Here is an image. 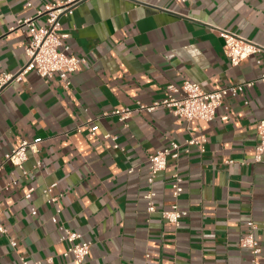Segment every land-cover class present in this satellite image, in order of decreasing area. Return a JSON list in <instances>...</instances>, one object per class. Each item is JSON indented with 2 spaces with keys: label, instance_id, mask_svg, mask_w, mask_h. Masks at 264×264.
Returning a JSON list of instances; mask_svg holds the SVG:
<instances>
[{
  "label": "crops",
  "instance_id": "obj_1",
  "mask_svg": "<svg viewBox=\"0 0 264 264\" xmlns=\"http://www.w3.org/2000/svg\"><path fill=\"white\" fill-rule=\"evenodd\" d=\"M61 1L0 0V75L15 74L27 61L30 34L17 21L31 17L44 25L38 12ZM61 23L70 33L69 53L88 60L70 75L71 85L31 72L0 91V165L23 141L39 140L24 165L28 178L11 164L0 170L6 230L0 264H20L21 257L42 264L48 258L52 264H254L238 245L248 222L257 225L264 264V165L254 162L264 119L260 83L248 90V104L226 98L211 122L159 109L135 114L127 128L108 118L99 121L97 136L77 131L88 117L163 98L170 83L188 80L215 91L256 81L264 55L232 66L222 30L264 46V0H83ZM107 132L118 135L120 148L103 137ZM193 138L205 142L170 158L154 186L159 208L176 201L187 211L177 227L147 212L149 156ZM175 173L184 189L178 200ZM52 184L59 199L49 205L44 191ZM58 209L60 223H53ZM61 223L92 242L83 263L63 256Z\"/></svg>",
  "mask_w": 264,
  "mask_h": 264
},
{
  "label": "built area",
  "instance_id": "obj_2",
  "mask_svg": "<svg viewBox=\"0 0 264 264\" xmlns=\"http://www.w3.org/2000/svg\"><path fill=\"white\" fill-rule=\"evenodd\" d=\"M83 0H63L57 4L47 5L42 11L38 12V17L46 16L44 25H37L35 18L19 19L17 27H24L29 31L30 37L25 48L27 57L26 63L15 74L2 73L0 75V91L4 86L11 82H20L26 75L31 72H36L42 78H52L58 75L66 86L71 85L70 75L78 70V68L88 62L85 57H80L75 54H70V45L67 41L70 38V33L63 29L61 18L65 15L73 14L74 8ZM27 7L31 4L27 3ZM224 38V52L232 66H238L242 61L258 53L264 55V46L247 40L227 30H222ZM256 83H260L264 89V71L256 81H250L235 85H229L215 91H207L201 84L193 83L188 80L182 81L180 84L170 83L166 86L165 95L159 100H155L149 104L137 102L135 106H125L115 108L112 111H104L99 116L88 117L82 126L77 127L78 132L87 131L92 136H97L99 121L103 119H115L121 123L123 128L129 127V121L137 113H152L159 109H166L171 114L185 119L187 122L194 120L211 122L216 118L218 109L223 105L226 98L232 96L237 99L244 100L248 104L247 92ZM227 120V116L222 117ZM258 145L255 152V163L264 165V119L260 120L257 125ZM107 140H111L114 148H120L118 144V135L107 132L103 135ZM197 139H190L185 144L171 142L168 146L157 151L149 156V170L147 183L148 190L143 195L146 203V209L149 215L158 214L162 219L180 226L181 220L187 215V211L181 210L178 203L175 201L168 208H159L156 203L157 192L155 190L156 179L159 174L167 169L168 160L178 159L180 153L184 150L189 152L190 146H198L204 143ZM39 140L23 141L18 147L13 148L4 155L0 170L6 164H11L14 167L22 170L24 178H28L29 172L24 165L29 160V155L38 152ZM204 146H201V151ZM40 167V162H37L35 168ZM133 172V169L129 171ZM182 178L180 174L175 173L171 182L172 195L178 200L183 192L181 185ZM17 182H14L16 185ZM56 184H52L45 189V193L51 194L47 203L55 204L59 196L52 195ZM34 188H30L26 197L30 198ZM1 194V190H0ZM32 214L36 215V209L32 210ZM60 210L52 217L53 223H60ZM2 211L0 210V234H6V230L2 225ZM248 232L239 240V247L249 250L252 255V262L259 264V256L262 253L260 242L255 237L257 225L254 222H248ZM59 240L67 245L63 256L72 258L78 263H83L90 255L92 242L84 238L78 232L67 228L63 223L59 225ZM11 246L15 247L16 242H11ZM148 257V256H147ZM52 264V258L46 260ZM20 264H42L40 261L30 263L26 258H20ZM148 264V263H146Z\"/></svg>",
  "mask_w": 264,
  "mask_h": 264
}]
</instances>
